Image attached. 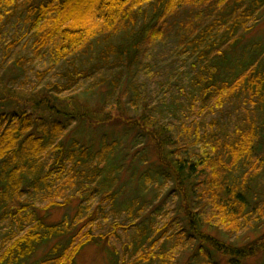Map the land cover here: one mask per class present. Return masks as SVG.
Here are the masks:
<instances>
[{"label": "trees", "instance_id": "16d2710c", "mask_svg": "<svg viewBox=\"0 0 264 264\" xmlns=\"http://www.w3.org/2000/svg\"><path fill=\"white\" fill-rule=\"evenodd\" d=\"M263 9L264 0H0V43L8 39L3 42L5 51L25 42L35 55L49 54L52 63L36 73L40 88L34 89V96L41 95L35 108L49 117L25 107L0 112V264L28 262L41 244L54 238L65 242L32 264H76L80 251L105 239L96 232L100 219L94 213L104 212L106 206L117 220L126 215V222L116 220L109 226L110 234L123 229L137 233L135 252L141 254L135 264H177V254L187 243L198 247L193 264H214L212 252L228 264L264 256V234L251 241L240 239L249 227L257 230L252 224L264 219V201L259 200L264 168V47H245L238 53ZM19 25L23 33L6 35ZM169 37L176 41L174 55L168 56L175 64L167 62L156 72L145 67L142 43ZM95 44L104 46L96 62L78 66L74 59L88 56ZM13 65L27 73L18 62ZM58 65L67 69L49 79ZM182 70L190 74L184 77ZM92 73L97 87L109 82L110 91L120 90L117 93L125 99V108L134 111L132 116L120 107L115 93L108 96V107L95 113L77 102L83 80ZM126 78L129 87L120 88V80ZM145 80L149 85L142 87ZM0 94L5 95L4 86ZM230 106H236L235 111ZM115 109L119 113L114 116ZM100 112L103 120L97 121ZM82 120L92 128L124 126L121 140L132 137L129 145L137 152L131 162H139L133 168L132 178L139 181L134 197L154 194L148 203L153 220L161 208L154 207L158 199L173 201L184 218L178 232L168 235L178 217L158 223L160 230L152 219L142 229L136 223L146 205L122 200L114 191L121 171L120 140L102 139L97 150L74 138L65 143L66 132ZM149 153L159 165L151 167L154 171L147 167ZM72 197L81 199L72 219L49 225L47 216L37 211L39 204L67 206ZM205 228L223 233L230 243ZM158 230L167 242L161 249V239L152 235ZM153 239L146 254L142 245ZM112 261L128 264L116 257Z\"/></svg>", "mask_w": 264, "mask_h": 264}, {"label": "rangeland", "instance_id": "374dc122", "mask_svg": "<svg viewBox=\"0 0 264 264\" xmlns=\"http://www.w3.org/2000/svg\"><path fill=\"white\" fill-rule=\"evenodd\" d=\"M261 19L258 22V25L256 29L248 34L246 36V39L242 46L240 47L238 53L241 54L242 49L245 47H251L256 48L257 45H262L264 47V9L262 10ZM22 25L16 26V28L12 30H8L6 35L11 37L14 34L17 33H23ZM5 35V34H4ZM7 41L8 39H4ZM3 40V42H4ZM131 39H129L128 43ZM1 42V41H0ZM0 43V64H3V67L0 70V79H1V87H5V95L0 94V112H10L13 110L21 111L23 107L26 109H30L31 111H34L35 113L39 115H45L48 116V113L44 110L36 109L35 105L36 101H38L41 98V95H36L37 92L34 91V89H39L40 87L37 85V76L36 73H43L45 70H48L51 67V60L49 59V54H46L47 56L43 55H35V50L32 48L31 44H27L25 42L20 43L16 49L14 50H6V43ZM119 41H115L114 44L118 43ZM124 41V44H128ZM176 41L169 37L164 41H159L151 44H146L145 42L142 43V51L144 53L143 59L141 63L145 67L153 68V70L156 72L157 69L162 70L167 62H170L171 64H175L173 58H168V56H173L171 52L176 49ZM104 48L103 45L98 47L96 44L94 45V50L89 53L88 56L82 55L77 56L74 61L78 66H83L88 64H94L97 60V54L100 53ZM8 55V58L6 57ZM264 56V55H263ZM257 56L255 55V58ZM5 58L7 60L5 61ZM78 58V59H77ZM176 58V57H175ZM177 59V58H176ZM177 61V60H176ZM14 62H18L19 65H22L27 73H23L24 70L15 67L13 65ZM176 65H179V63L176 62ZM66 65H58L55 67L51 73L48 76L49 79H53L57 72H60L61 70H66ZM174 65L171 70H174ZM63 68V69H62ZM180 68V67H179ZM181 70V69H180ZM184 71V77L188 76L190 74L189 71L182 70L180 74H182ZM94 73V72H93ZM92 73L91 77H88L83 80L84 89L81 91V93L76 95L77 102L78 103H84L80 104L82 107H90V109H86L87 111H90L89 113H95L98 111H101V108L108 107L106 104L108 103L107 99L109 95H117V98L119 99L117 102L120 101L122 103L120 107L122 109H126L123 103H126L125 99L122 98L121 94L118 95L120 90H112L109 89V82L107 84H104L100 87H97V85H94L95 77L101 74L100 72H95L96 76ZM106 74V72L104 71ZM120 76V75H119ZM183 82L186 83L184 81ZM137 82L139 80H136ZM130 79H122L120 80V88H127L129 87ZM149 81L145 80L142 84V87L148 84ZM139 84V83H138ZM43 86V84H41ZM186 85V84H185ZM140 86L141 92H143V88ZM89 91H86V90ZM112 89V88H111ZM110 91V92H109ZM44 94H48L46 89H43L42 91ZM118 92V93H117ZM133 95L130 93V96ZM127 100V98H126ZM113 102V101H111ZM114 102V103H117ZM2 104V105H1ZM56 106L59 105L57 102L55 104ZM61 105V104H60ZM64 105V104H63ZM73 107L76 108V104H73ZM118 109V108H117ZM230 111H235L236 106H230ZM127 110V109H126ZM114 116L119 113L118 110H112ZM131 110H127V114H131ZM134 114V111H133ZM133 114L129 115L132 116ZM88 115V114H87ZM86 115V116H87ZM103 115L101 112L95 116L97 118V121L103 120ZM85 116V117H86ZM89 116V115H88ZM91 116V115H90ZM87 118V117H86ZM89 119V118H88ZM90 120V119H89ZM93 120V118H92ZM75 123L73 126L70 127V129L66 132L64 135V141L65 143H68L71 139H76L85 144L87 147L92 148L93 150H97L100 142L102 139H108L109 142H112L114 140H120L121 147L117 153L119 155V161H120V167L121 171L116 178L118 181L114 191L121 193L122 200L125 198L128 199H134L133 201L138 203L139 207L146 205V210L142 212L138 216L137 223L141 228L149 227L152 223L154 226L156 225L159 229L158 223H165L168 222L170 217H178L176 223L174 224L173 228L169 230L168 235L174 234V232H178L179 228H181L182 222L184 225V218L181 212H177V208L174 206V202L172 201L170 204L165 202L163 199H158V204H154V207H161L160 209L155 210V213L157 212L155 219H152V212L149 209L148 203H150L152 199L153 193H146L142 196V198L134 197V195L139 192V181L137 178L134 180L132 176L133 168L139 167V162L136 161L134 164H132L131 160L132 157L135 155L137 151H134L132 147L129 145V142L132 140V137L128 136L125 141H122V137L124 134V126H104V127H97L92 128L90 127L86 121L82 120ZM94 121V122H97ZM263 147H264V136H263ZM264 152V151H263ZM264 155V154H263ZM149 161L147 160V167L155 168L159 167V165L156 163L155 156L152 153H149ZM127 157L125 161H123V158ZM264 160V156L262 157ZM122 160V161H121ZM145 169V167H141V169ZM151 168L153 171L154 169ZM261 188H262V198L259 199L261 201H264V168L263 172L261 173ZM260 180V179H259ZM122 191V192H121ZM102 201H105V198L102 197ZM81 205V199L78 197L73 198L72 202L67 206L62 207H50L46 208L43 207L44 204H39L40 209L37 210L39 214H41L42 217L47 216L46 223L49 225L53 224H59L63 222L66 218L72 219L75 214L78 211L79 206ZM137 207L136 209H139ZM107 210L99 211L97 210L94 214L98 216L100 219L98 221L99 226L96 228L97 233H101L102 236L104 235L105 239H96L98 244H90L86 246L78 256L76 257V264H113V259L119 258L126 261L128 264H135V261L137 257L140 256L141 252L137 250L135 252V240L138 239L137 233H134L130 230L123 231L120 230L118 235H112L110 234V231L112 229L109 228V226L116 222L117 217L110 211V206L104 207ZM103 209V208H102ZM108 211V213H107ZM138 212V211H137ZM136 212V213H137ZM154 213V214H155ZM126 215H122L120 217L119 222H126ZM152 219V220H151ZM152 223H151V221ZM253 227L257 226V230H252L251 227L246 229L240 236V239L242 240H253L259 237L260 235L264 234V219L261 222L253 223ZM133 230V229H132ZM157 230V229H156ZM160 230V229H159ZM152 233L154 235V239L158 240L161 239L160 243L158 244V247L163 248V245H165L167 242L164 238L163 232ZM205 232L210 233L221 240H224L228 243H230V239L226 237L223 233H218L214 229L205 228ZM107 235V237L105 236ZM103 237V238H104ZM162 237V238H161ZM148 240L144 245H142L143 249L145 250L146 254L147 252L153 248L151 247L152 243L155 242V240ZM65 240L61 238H54L50 240L47 243L41 244L38 248V251L36 254L29 260L28 262H24L23 264H32L33 262L40 261L43 259L46 255L49 254L51 248L56 245L57 243L64 244ZM171 243H168L167 248L171 247ZM181 248V247H180ZM198 247H190L189 243H187V246H183V249L179 251L177 254L176 260L177 264H193L194 263V257L198 254L197 251ZM208 250V249H207ZM208 252H212V250H208ZM214 259L211 261L214 264H228V260L222 258L219 254H214L212 252ZM241 264H264V256L258 257L252 260L245 261Z\"/></svg>", "mask_w": 264, "mask_h": 264}]
</instances>
